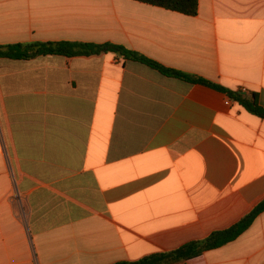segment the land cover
Returning <instances> with one entry per match:
<instances>
[{
    "label": "crops",
    "instance_id": "0c3cea01",
    "mask_svg": "<svg viewBox=\"0 0 264 264\" xmlns=\"http://www.w3.org/2000/svg\"><path fill=\"white\" fill-rule=\"evenodd\" d=\"M124 46L264 109V0H0V46ZM264 200V119L114 53L0 58V264H116L226 230ZM177 264H264V212Z\"/></svg>",
    "mask_w": 264,
    "mask_h": 264
},
{
    "label": "trees",
    "instance_id": "16d2710c",
    "mask_svg": "<svg viewBox=\"0 0 264 264\" xmlns=\"http://www.w3.org/2000/svg\"><path fill=\"white\" fill-rule=\"evenodd\" d=\"M141 3L162 7L171 11L179 12L187 16L198 14L199 0H135ZM114 53L125 60L135 61L149 66L159 73L180 79L193 84H202L227 94L237 101L250 113L264 119V109L259 105L256 95L251 98L230 91L220 85L206 79L193 76L178 70L167 68L158 62L151 60L137 52L128 50L124 46L104 43L95 44L87 42L56 41V42H33L27 44H10L0 46V58L11 60H30L47 55H60L66 57L92 56ZM264 212V200L243 217L232 227L212 233L207 239L192 242L171 252L156 253L146 256L137 261H123L116 264H177L200 255L202 252L221 247L246 231L255 219Z\"/></svg>",
    "mask_w": 264,
    "mask_h": 264
}]
</instances>
